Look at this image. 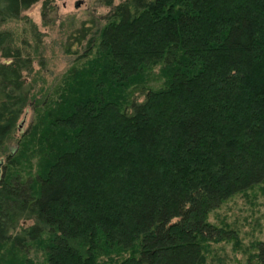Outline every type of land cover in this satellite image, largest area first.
<instances>
[{"label": "trees", "instance_id": "obj_1", "mask_svg": "<svg viewBox=\"0 0 264 264\" xmlns=\"http://www.w3.org/2000/svg\"><path fill=\"white\" fill-rule=\"evenodd\" d=\"M39 1L0 0V159L32 99V61L2 26ZM115 3L7 157L0 264H208L238 238L210 213L264 185V0Z\"/></svg>", "mask_w": 264, "mask_h": 264}, {"label": "rangeland", "instance_id": "obj_2", "mask_svg": "<svg viewBox=\"0 0 264 264\" xmlns=\"http://www.w3.org/2000/svg\"><path fill=\"white\" fill-rule=\"evenodd\" d=\"M120 2L116 0L115 4ZM110 10L106 0H41L23 12L21 18L8 20L2 26V31L11 32L13 46L22 51L24 58L32 61L24 73L32 86L31 105L23 115L21 130L15 133L2 156L6 164L21 136L36 124L37 114L43 115L57 104L62 89L66 88L69 73L83 62L80 56L85 55L89 40L99 36ZM161 70L162 66L154 69L147 89L163 87L166 79L160 74ZM142 90L134 96L141 102L145 99ZM36 106L38 111H35ZM27 159L20 157L21 162L25 160L27 163ZM4 164L0 169V180L20 166L13 161L7 171ZM23 167L27 166L23 164ZM208 219L212 225L224 231L233 230L238 235L237 239L229 234L232 240L214 242L208 251V264H257L252 256L258 252L255 244L264 240V185L236 194L211 212ZM31 249L29 256L34 260L44 258L42 251Z\"/></svg>", "mask_w": 264, "mask_h": 264}, {"label": "water", "instance_id": "obj_3", "mask_svg": "<svg viewBox=\"0 0 264 264\" xmlns=\"http://www.w3.org/2000/svg\"><path fill=\"white\" fill-rule=\"evenodd\" d=\"M5 163V161L3 160V159H0V169H1V167H2V165ZM1 174V173H0ZM0 177H1V175H0Z\"/></svg>", "mask_w": 264, "mask_h": 264}]
</instances>
